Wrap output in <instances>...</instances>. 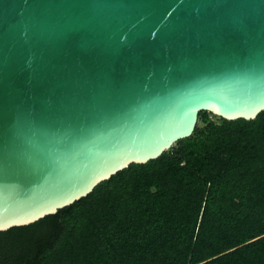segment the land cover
Segmentation results:
<instances>
[{"label":"water","instance_id":"95a60500","mask_svg":"<svg viewBox=\"0 0 264 264\" xmlns=\"http://www.w3.org/2000/svg\"><path fill=\"white\" fill-rule=\"evenodd\" d=\"M263 111L264 0H0V232Z\"/></svg>","mask_w":264,"mask_h":264},{"label":"trees","instance_id":"16d2710c","mask_svg":"<svg viewBox=\"0 0 264 264\" xmlns=\"http://www.w3.org/2000/svg\"><path fill=\"white\" fill-rule=\"evenodd\" d=\"M261 241L264 111L251 121L201 112L192 136L158 159L0 232V264H264V247L217 262Z\"/></svg>","mask_w":264,"mask_h":264},{"label":"rangeland","instance_id":"374dc122","mask_svg":"<svg viewBox=\"0 0 264 264\" xmlns=\"http://www.w3.org/2000/svg\"><path fill=\"white\" fill-rule=\"evenodd\" d=\"M263 247H264V241L256 242L253 245H251L250 247H248L247 249H240L239 251L233 253V257L226 256V257H223V258L217 260V262L222 261L224 263L225 262L228 263L231 258H232V260H236V259H238L237 257L247 256L251 252L257 251V250H259L260 248H263Z\"/></svg>","mask_w":264,"mask_h":264}]
</instances>
